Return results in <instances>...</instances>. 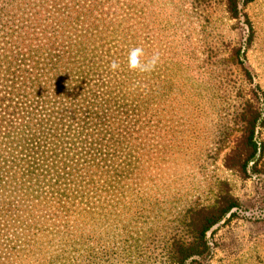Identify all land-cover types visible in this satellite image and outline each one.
Segmentation results:
<instances>
[{"label": "rangeland", "instance_id": "rangeland-1", "mask_svg": "<svg viewBox=\"0 0 264 264\" xmlns=\"http://www.w3.org/2000/svg\"><path fill=\"white\" fill-rule=\"evenodd\" d=\"M229 3L133 0V44L160 55L130 81L144 107L111 121L113 157L86 158L90 138H73L45 205L21 198L0 215V264H264V0H237L238 19ZM232 201L203 254L180 261L203 217Z\"/></svg>", "mask_w": 264, "mask_h": 264}, {"label": "trees", "instance_id": "trees-1", "mask_svg": "<svg viewBox=\"0 0 264 264\" xmlns=\"http://www.w3.org/2000/svg\"><path fill=\"white\" fill-rule=\"evenodd\" d=\"M236 2L228 5L231 19H238ZM133 29V0H0V215L16 216L21 208L13 212V205L21 198L45 205L40 192L61 178L73 138H90L93 153L80 146L86 158L114 156L111 121L132 122L144 107L128 91ZM113 60L121 63L115 73ZM75 98L82 113L73 129ZM252 137L253 129L246 141L255 153ZM235 206L232 201L203 217L198 243L185 244L180 261L202 255L206 232ZM24 209L25 217L37 212Z\"/></svg>", "mask_w": 264, "mask_h": 264}, {"label": "clouds", "instance_id": "clouds-1", "mask_svg": "<svg viewBox=\"0 0 264 264\" xmlns=\"http://www.w3.org/2000/svg\"><path fill=\"white\" fill-rule=\"evenodd\" d=\"M159 60V53H154L151 58H146L144 48L141 46L130 48L126 57L128 69L130 71H138L139 73L152 72L156 68ZM109 67L115 73L121 69V63L118 60H113Z\"/></svg>", "mask_w": 264, "mask_h": 264}]
</instances>
